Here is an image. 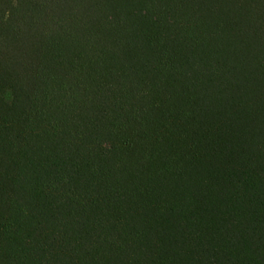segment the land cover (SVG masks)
<instances>
[{
  "label": "trees",
  "instance_id": "trees-1",
  "mask_svg": "<svg viewBox=\"0 0 264 264\" xmlns=\"http://www.w3.org/2000/svg\"><path fill=\"white\" fill-rule=\"evenodd\" d=\"M0 264H264V0H0Z\"/></svg>",
  "mask_w": 264,
  "mask_h": 264
}]
</instances>
